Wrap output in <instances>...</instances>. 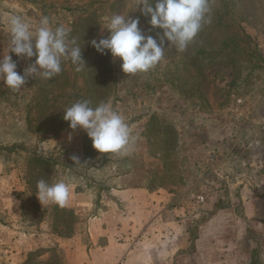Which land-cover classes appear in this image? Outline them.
<instances>
[{
  "label": "rangeland",
  "instance_id": "rangeland-1",
  "mask_svg": "<svg viewBox=\"0 0 264 264\" xmlns=\"http://www.w3.org/2000/svg\"><path fill=\"white\" fill-rule=\"evenodd\" d=\"M210 3L211 22L179 52L156 27L146 25L139 0H0V57L9 54L18 73L36 58L9 51L11 15H20L33 30L44 16L51 26L70 29L69 39L81 47L84 61L78 71L77 65L63 60L59 74L28 77L19 90L0 80V147L21 145L10 153L0 151V221L10 224L16 239L22 233L44 235V246L21 264H67L69 240L57 239L72 236L80 223L87 242V221L97 207L108 206L111 188L130 185H166L175 204H185L192 216L200 213L208 228L204 264H248L252 253L264 264V0ZM117 13L138 17L146 35L165 41L162 61L147 72L126 74L122 60L113 57L116 81L102 99L111 101L138 137L127 156L99 153L85 130L59 123L67 107L91 101L93 82L84 79L85 54L94 48L93 39L108 35L105 26ZM187 89L195 93H181ZM28 115L42 131L30 129ZM33 150L51 155L56 163L43 168L31 163ZM73 155L80 162H74ZM40 179L65 181L70 203L75 193H83L79 201L85 207L64 205L78 218L70 222L71 229L63 223L70 218L66 212L58 208L61 215H54L56 204L41 203L33 193L32 185ZM86 192L96 196L93 206L86 205L91 200ZM249 198H256L254 207ZM215 205L218 212L211 213ZM55 216L65 236L54 230ZM249 229L259 244L242 241ZM7 234L0 230V264H9L2 243Z\"/></svg>",
  "mask_w": 264,
  "mask_h": 264
},
{
  "label": "clouds",
  "instance_id": "clouds-1",
  "mask_svg": "<svg viewBox=\"0 0 264 264\" xmlns=\"http://www.w3.org/2000/svg\"><path fill=\"white\" fill-rule=\"evenodd\" d=\"M144 5L143 12L150 15L149 24L163 29L167 41L174 44L179 52L186 50L188 44L196 37L204 23H210V0H139ZM10 33L9 51L18 57L32 58L35 61L17 72V63L7 54L0 57V80L11 89L19 90L28 77L40 75L50 79L62 71V61L70 60L77 65H84L81 47L74 39H69L70 29L63 25L51 26L47 16L40 19L34 30L29 22L20 15L8 18ZM105 28L108 35L98 41L93 39L92 46L101 54L108 50L112 57L122 60L121 69L126 74L147 72L162 61L164 43L156 37L146 35L139 27V18H131L119 13L112 15ZM8 51V53H9ZM63 119L69 122L73 130L86 131L92 141V147L99 153L129 155L138 137L133 133L125 117L116 111L111 101L100 102L92 106L88 99H82L64 111ZM71 138V137H69ZM74 162H80L73 155ZM39 201L51 202L64 206L70 197V188L63 180L49 182L37 181Z\"/></svg>",
  "mask_w": 264,
  "mask_h": 264
},
{
  "label": "crops",
  "instance_id": "crops-1",
  "mask_svg": "<svg viewBox=\"0 0 264 264\" xmlns=\"http://www.w3.org/2000/svg\"><path fill=\"white\" fill-rule=\"evenodd\" d=\"M111 189L108 206L97 207L87 221V242L82 240L80 223L72 236L57 239L69 240L67 264H204L205 221L199 220L200 213L192 216L185 204H175L170 188L130 185ZM86 196H91L86 205L93 206L96 196L89 192ZM83 197V193H75V201L66 205L81 209L85 207L79 201ZM255 199L249 198L248 204L252 202L254 207ZM8 226L0 221V230L8 233L2 243H6L9 264L25 262L31 251L44 246L43 234L22 233L16 239Z\"/></svg>",
  "mask_w": 264,
  "mask_h": 264
},
{
  "label": "trees",
  "instance_id": "trees-1",
  "mask_svg": "<svg viewBox=\"0 0 264 264\" xmlns=\"http://www.w3.org/2000/svg\"><path fill=\"white\" fill-rule=\"evenodd\" d=\"M150 2L152 3V6H155V0H150ZM141 7L142 9L144 8V5L141 3ZM141 14L143 15V18L146 21V25L150 27V29L155 30V27H152L149 24V20H150V15L149 14H145L144 12H141ZM158 30L159 35H163V29L156 27ZM201 31V30H200ZM199 31V32H200ZM199 33L196 35L198 36ZM164 36V35H163ZM167 42V40H166ZM85 59H87V76H85L84 79H86V83H90L91 81L93 82L92 84V92L90 93L91 97H90V102L92 104V106H96L97 104H99L100 102H104L105 99H102L106 96L107 92L109 89H111V85L110 84H114L116 81V76L113 74V65H112V61H113V57L111 55V53H107V54H101L100 52H98L95 48H90V52L88 51L85 54ZM261 61L264 62V58L261 57L260 59ZM98 62H103V64H98ZM94 74V76H93ZM110 82V83H108ZM101 87H103L105 90H101ZM181 93H184L187 96H191L193 95V93H195L193 90L187 89V90H181ZM200 95V94H199ZM30 110V109H29ZM64 114H61L59 117V123L63 124V123H69L68 121L63 119ZM28 122H29V127L30 129H34L35 131H42V128L40 126H33L32 120L30 118V115H28L27 117ZM151 122V121H150ZM87 144V142H86ZM19 146V144L14 143L11 146H1L0 147V151H6L7 153H10L12 151H14L15 149H17ZM30 162L31 163H35V164H43L41 165L43 167H45V165L51 164V163H56L53 160V157L51 155H44V154H39L37 152V150H33V153H31L30 156ZM166 167V164H165ZM166 170V169H165ZM32 191L33 193L37 192V186L32 185ZM40 207V205L38 204V208ZM41 208V207H40ZM58 208L62 209L64 212H66L70 218H64L63 223L65 224V227L67 229H71L70 226V222L73 221H77L78 218L75 215V212H73V210L66 208L65 206H59V205H54L53 209L56 210V212H54V215H61L60 213L57 212ZM217 206L215 205V208L212 210L213 212L211 213H216L217 211ZM44 211L46 212V209H44ZM56 213V214H55ZM74 213V214H73ZM24 214H25V210H24ZM74 215V218H73ZM205 218V216H204ZM55 220L57 221V216H55L54 218V230L56 231V233L60 236H65L66 234L61 232V230L58 229L57 227V223H55ZM62 222V221H60ZM252 240V242H256L258 243L259 240L258 238L255 236L254 232L249 229L248 234L245 235V237L243 238L242 241L244 242H248ZM251 242V243H252ZM259 244V243H258ZM247 245H250L247 243ZM260 262V257L258 255V253H252V259L249 260L248 264H259Z\"/></svg>",
  "mask_w": 264,
  "mask_h": 264
},
{
  "label": "built area",
  "instance_id": "built-area-1",
  "mask_svg": "<svg viewBox=\"0 0 264 264\" xmlns=\"http://www.w3.org/2000/svg\"><path fill=\"white\" fill-rule=\"evenodd\" d=\"M201 197V199H203V197L202 196H200Z\"/></svg>",
  "mask_w": 264,
  "mask_h": 264
}]
</instances>
